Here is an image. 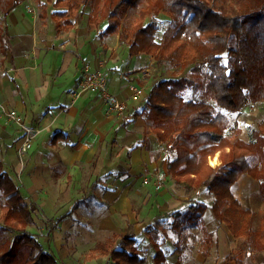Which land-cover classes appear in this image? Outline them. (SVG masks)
I'll return each instance as SVG.
<instances>
[{"label":"trees","instance_id":"trees-1","mask_svg":"<svg viewBox=\"0 0 264 264\" xmlns=\"http://www.w3.org/2000/svg\"><path fill=\"white\" fill-rule=\"evenodd\" d=\"M23 1L0 0V14L6 17ZM35 1L44 11L46 4L59 10L52 14L59 32L72 31L81 9L90 6L88 24L96 26L102 36L118 34L120 43L128 46L130 57L147 55L159 67L169 64L189 69L187 77L155 83L145 109L133 116L152 124L153 133L168 154V174L185 193L204 189L209 192L219 223L233 229L227 212L249 218L251 212L243 208L233 188L241 177L249 176L259 182L264 201V124L253 128L246 142L239 137L241 130L233 129L229 117L216 112L211 103L239 112L264 99V53L252 50L249 36V26L264 18V0H46V4ZM132 8L139 9V15L132 27H126L123 21ZM159 15L170 18L161 41L157 39ZM148 18L150 22L146 23ZM2 32H6L0 29L4 41ZM189 89L202 90L203 100L187 101L184 94ZM61 138L63 135L57 133L53 143ZM217 154L221 163L211 167L208 160ZM253 157H257L254 162L250 161ZM0 194L5 197L0 231L21 234L26 247L22 262L14 260L8 249L0 254V264H59L55 255L46 251L28 230L35 224L36 208L27 203L1 159ZM206 210L205 204H193L186 213L176 211L171 215V230L178 236L174 244L177 264H187L193 253L199 252L206 259L214 256L218 239L206 228ZM66 217L57 218L51 229L56 230ZM246 228L250 236V221ZM149 229L146 235L155 249L154 262L166 264L161 244L152 237L153 229ZM194 229L202 234L200 240ZM116 240L117 235H112L106 242L98 243L95 252L109 257L114 264H146L134 234L121 238L119 248ZM259 247L264 251V245ZM227 260L247 264L242 253L228 256Z\"/></svg>","mask_w":264,"mask_h":264},{"label":"crops","instance_id":"crops-1","mask_svg":"<svg viewBox=\"0 0 264 264\" xmlns=\"http://www.w3.org/2000/svg\"><path fill=\"white\" fill-rule=\"evenodd\" d=\"M34 1H23L6 17L0 14V29L6 32H2L5 42L0 36V104L3 106L0 108V159L5 171L11 176L5 154L13 155L16 152L13 146H17L22 137L19 126L6 116L14 110L27 125L38 127L36 130L40 132L26 164L21 165L22 185L14 181L27 203L50 218L58 213L67 218L70 214L79 216L81 209L93 211L91 215L100 220L94 228L96 232L117 235L116 246L121 238L134 234L138 246L143 243V248L140 246L139 249L146 260L144 252L152 249L155 252L146 235L149 228L160 227L164 216H171L176 211L186 213L191 205L203 203L200 200L190 203L188 195L177 193L171 196V192L164 190V183L162 185L157 178L172 184L167 171L169 158L165 145L158 142L151 123L143 117L133 116L146 107L152 88L148 85L156 61L147 55L130 57L128 46L120 43L117 34L118 40L114 47H110L109 55L118 57L116 53L120 52L126 58L125 63H104L102 59L104 64L101 67V63L92 59L85 48L81 49L85 44L96 41L93 39L99 33L96 26L90 25V32H95V36L88 40L91 33L82 35L74 32L79 17L73 32H59L52 18V14L59 10H51L49 5L52 4L42 2L46 4L45 11L41 6L39 12L40 4ZM29 7H33L36 16ZM89 14L84 21L88 22ZM98 38L104 43L105 37ZM97 47V44H92L89 50L94 52ZM86 64L90 66L91 70L86 68L89 71L106 73L108 90L128 105L124 118L108 114L105 100L99 92L75 96ZM133 88H142L143 94L135 97ZM57 133H61L63 138L53 143ZM244 181L249 184L255 180L243 176L235 186ZM155 182L161 184L159 190L166 191L164 195H152ZM245 191L242 190V195ZM64 200L68 202L66 206ZM206 206L203 218L209 232L218 238L217 232L222 229L225 232L232 230L226 223L216 220L213 209L217 223L213 221L210 226V205ZM73 208L75 210L70 213ZM59 225L54 230L57 233L61 231ZM222 225L227 228L219 231ZM142 235L147 241L141 239ZM176 241L168 239L161 245L166 264L168 254L175 256ZM238 247L237 244H226L222 248L218 240L217 250L221 259L217 264H236L227 258L236 255ZM197 254L198 264H206L210 259L199 252Z\"/></svg>","mask_w":264,"mask_h":264},{"label":"rangeland","instance_id":"rangeland-1","mask_svg":"<svg viewBox=\"0 0 264 264\" xmlns=\"http://www.w3.org/2000/svg\"><path fill=\"white\" fill-rule=\"evenodd\" d=\"M30 1V0H28ZM34 1V0H33ZM35 2V1H34ZM46 2V0H40V3ZM36 3V2H35ZM38 4V3H37ZM37 8V6L35 5ZM50 9H55L52 5H49ZM39 12L41 10V6H38ZM29 11L31 13H35L33 7H29ZM37 11V10H36ZM90 13V6H85L81 9L80 15H79V23L77 27H75L74 32H79L82 35L84 34H90L87 37L88 39H91L95 36V32H90L91 26L88 25V22L84 21V17L87 16ZM38 14V11H37ZM139 15V9L132 8L127 12V15L123 21V25L126 27H132L137 20ZM36 16V13L34 14ZM2 16L0 15V18ZM150 22V18L147 19L146 23ZM170 18L165 15H159L158 17V26H159V32L157 39L158 41H161L162 34L164 33L165 29L169 26ZM88 25V26H87ZM87 26V27H86ZM104 27L102 25L101 29ZM93 28V27H92ZM250 32L249 36L251 39V44L253 45L252 50L257 53H264V18L257 21L255 24H252L249 26ZM72 31V32H73ZM98 32V31H97ZM100 34V33H99ZM97 34L93 39L96 41L89 42L88 44H85L83 48L86 49L89 52V56L92 57V59H96L102 64L107 63L109 61L119 62L120 65H123L125 63L126 58L124 57V54L117 52L118 57H113L112 55H109L110 47H114V44L117 42V36L116 35H99ZM105 37L103 39V42H100V39L98 37ZM100 45H98V43ZM92 44H97V48L94 52L89 50V47ZM105 56H102L104 55ZM105 61L103 63V60ZM89 68V64L85 65V69ZM84 69V70H85ZM88 70V69H86ZM91 70V69H90ZM106 74V73H105ZM190 74L189 69L188 70H182L181 68H173L169 64H164L162 66H158L155 64V68L152 70V77L150 78V83L148 87H152L155 83H158L162 80L166 79H178L187 77ZM149 81V80H147ZM118 97V96H117ZM184 97L187 101H201L203 100L202 97V90L196 91L194 89H189L185 94ZM214 106V110L216 112L223 113L227 115L230 119L232 128L241 130L239 132V137L242 140H246V142H249L250 140V133L253 130V128H257L258 124H264V99L261 100L258 103L246 106L243 110L239 112H231L225 109H222L213 103H211ZM116 117L122 119L121 117L115 115ZM16 126V125H15ZM38 128V127H36ZM40 134V132L37 133V136ZM232 137L234 136L233 132H230ZM21 139L17 142V146H13V150L16 152L13 153V155L7 156V169L9 170L12 178L16 182L17 185L21 186V165L26 164V159L29 153L21 156L19 154V146L21 145ZM255 158V159H254ZM257 157H253L250 159V161H256ZM217 161L215 165H213L211 162L212 160ZM209 165L211 167H217L220 165V158L219 154H217L214 158H209L208 160ZM160 180V182L164 183V190L167 192H171V196L176 195L179 193L180 195H188L190 203H196L197 200H200L203 202L202 204L210 205L211 210V217H208V223H210V226H212L213 221L217 223L215 220L213 213H212V202L213 197L209 194V192L204 189L201 190V192H191V193H185L181 185L177 184L172 178V184L169 182H166L161 178H157ZM157 180V181H158ZM171 181V180H170ZM148 183V182H147ZM156 184H153V190L155 191L154 194H152L155 197L162 196L166 193L163 189L159 190L157 189V182ZM246 189L245 194L242 195V190ZM234 193L237 199L240 201L244 209H248L251 214L249 218L242 217L238 213L231 214L227 212L226 217L227 219L233 224V229L228 230L225 232L224 227L227 228L226 225H222V227H219L222 229L219 232H217L219 244L223 248L228 245H239L238 249H236V254L242 252L244 253L246 258L247 264H264V251H261L259 249V244L264 245V240L261 241V237L264 238V201L263 196L261 193L260 185L259 183L255 181H250L249 184L244 181L243 184H237L234 188ZM151 196V195H149ZM175 199V197H174ZM5 197L0 194V216H1V206L4 204ZM65 206L68 204L66 200H64ZM159 203L157 202V205ZM67 210V209H65ZM75 210H71L70 213H72ZM60 210H58L59 212ZM82 214L79 216H71L65 220L64 223H61L59 226H61L60 233H57L56 231H53L51 227L56 224L57 218H59L61 215L60 213L53 215V217H49L48 215H44L41 213L40 210H36L34 212V219L35 224L33 228L30 230L32 234H34L39 242H41L44 246V249L46 251H49L53 253L58 260L59 264H112L110 258L102 256L100 253L95 252L96 245L100 242H106V240L111 236V233L106 232H96L95 226L100 221L98 217H93L91 214L93 211L90 210H83L81 209ZM67 214V213H66ZM172 217L171 216H164V219L162 221V225L160 227H157L156 229H153L151 234L152 236L162 245L168 241V239H172L173 241L177 240L178 236L171 230V224H172ZM210 220V221H209ZM251 222L252 224V234L248 236L249 234H246L247 228L246 225L248 222ZM2 225V222H0V226ZM221 226V225H220ZM160 230H163V232H160ZM217 231V230H216ZM193 232L198 236V239H201V233L198 229H194ZM221 235V236H220ZM141 239L143 241H147L144 236H141ZM121 241L119 240L117 243V247H121ZM12 245L10 248L9 246ZM140 246L143 248V243H140ZM139 246V247H140ZM196 246H198V241L196 242ZM140 247V248H141ZM11 249V253L14 256V260L17 262H22L25 257L26 253V247H25V241L21 234H12L10 232H2L0 231V254L4 253L6 250ZM145 250V247L144 249ZM166 252L168 251L165 249ZM224 250H222L223 253ZM144 255L146 257V264H154V255L155 252L152 249L150 252H144ZM169 259L168 263H177V256L174 257L171 256L172 254H168ZM143 256V255H142ZM200 257V256H199ZM196 258H198L197 253H193L189 256V260L187 264H198L196 261ZM224 258V256H223ZM222 258V259H223ZM221 259L219 250H216L214 253V256L208 260H206V264H217L218 261ZM9 262V260L7 261ZM167 263V264H168Z\"/></svg>","mask_w":264,"mask_h":264},{"label":"built area","instance_id":"built-area-1","mask_svg":"<svg viewBox=\"0 0 264 264\" xmlns=\"http://www.w3.org/2000/svg\"><path fill=\"white\" fill-rule=\"evenodd\" d=\"M154 68V67H153ZM135 97L143 94L142 88H133ZM99 92L106 104L108 114H115L121 118H124L128 110V105L120 100L116 95L112 94L108 90L107 77L104 71H89L85 70L82 79L80 80L78 91L75 96L78 97L83 93ZM0 108L3 106L0 104ZM8 120L17 124L22 131L21 145L19 146V154L21 156L29 153L37 139V133L34 126L27 125L23 117L16 111H9L6 113ZM161 187V184L157 183V189Z\"/></svg>","mask_w":264,"mask_h":264},{"label":"bare ground","instance_id":"bare-ground-1","mask_svg":"<svg viewBox=\"0 0 264 264\" xmlns=\"http://www.w3.org/2000/svg\"><path fill=\"white\" fill-rule=\"evenodd\" d=\"M213 165H215L217 163L216 159L215 160H212L211 162Z\"/></svg>","mask_w":264,"mask_h":264}]
</instances>
